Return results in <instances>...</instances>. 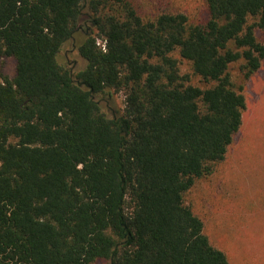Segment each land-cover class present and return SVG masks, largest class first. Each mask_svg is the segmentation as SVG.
I'll return each mask as SVG.
<instances>
[{
  "label": "trees",
  "instance_id": "16d2710c",
  "mask_svg": "<svg viewBox=\"0 0 264 264\" xmlns=\"http://www.w3.org/2000/svg\"><path fill=\"white\" fill-rule=\"evenodd\" d=\"M82 29L72 73L57 56ZM257 33L264 0H205L194 18L0 0V59L15 60L0 74V264H229L184 198L241 126ZM118 93L107 114L97 97Z\"/></svg>",
  "mask_w": 264,
  "mask_h": 264
},
{
  "label": "rangeland",
  "instance_id": "374dc122",
  "mask_svg": "<svg viewBox=\"0 0 264 264\" xmlns=\"http://www.w3.org/2000/svg\"><path fill=\"white\" fill-rule=\"evenodd\" d=\"M132 1L143 13L157 9L183 11L191 18L204 14L205 0ZM84 33V29L77 32L57 56V61L72 73L86 64L75 48ZM257 37L264 44V34L257 33ZM97 42L102 46L101 39ZM186 69L183 65L182 70ZM229 71L237 79L238 64L231 65ZM0 74L14 76V58L0 59ZM244 94L242 123L224 160L210 176L197 180L184 199L202 220L211 244L226 255L229 264H264V60L246 81ZM97 99L107 114L110 107H124L122 93L111 100Z\"/></svg>",
  "mask_w": 264,
  "mask_h": 264
}]
</instances>
